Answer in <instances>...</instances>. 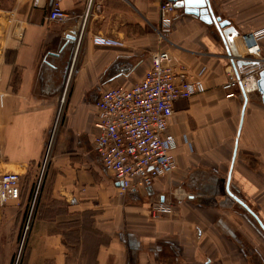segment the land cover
I'll list each match as a JSON object with an SVG mask.
<instances>
[{
  "label": "crops",
  "instance_id": "crops-1",
  "mask_svg": "<svg viewBox=\"0 0 264 264\" xmlns=\"http://www.w3.org/2000/svg\"><path fill=\"white\" fill-rule=\"evenodd\" d=\"M54 1L0 0V176L20 173L23 185L19 199L0 202L4 225L24 218L36 183L26 177L41 170L53 135L37 212L20 235V264H264L258 222L222 204L214 189L209 194L233 166L237 193L264 222V104L259 92L247 102L241 90L226 97L223 84L235 68L214 28L176 8L164 43L157 29L165 0H94L91 7L61 0L64 22L48 18ZM212 1L238 30L233 57L248 62L246 38L264 29V0ZM257 42L255 68H263L264 36ZM160 49L174 57L177 74L202 80L206 91L174 103V172L122 193L95 149L96 103L107 89L141 81ZM248 65L241 73L255 69ZM178 189L194 197L176 199ZM159 200L173 202L174 213L152 217ZM6 253L12 264L14 251Z\"/></svg>",
  "mask_w": 264,
  "mask_h": 264
},
{
  "label": "built area",
  "instance_id": "built-area-1",
  "mask_svg": "<svg viewBox=\"0 0 264 264\" xmlns=\"http://www.w3.org/2000/svg\"><path fill=\"white\" fill-rule=\"evenodd\" d=\"M93 1L90 0V7ZM176 8L175 2L170 0L163 1L159 7L160 25L157 32L161 42H171L169 35L173 29ZM48 18L53 22L67 20L61 0L54 1ZM84 29L83 24L81 38ZM261 36H264V29L253 35L250 45L247 43L248 62L259 59L261 53L257 40ZM96 40L106 39L97 37ZM175 64L171 53L167 49H160L153 53L151 67L141 81L131 87L107 89L97 100L98 119L95 126L98 133L94 140L95 149L104 166L120 182L122 193L152 187L158 178L171 174L177 167L174 154L176 138L169 131L174 103L205 92L206 86L202 80L190 78L184 72L177 74ZM260 70L261 67H258L237 75L232 68L223 84L226 97L233 98L240 90L247 95L258 92ZM4 106L5 93L0 92V110ZM59 117L60 114L56 118L54 131ZM52 140L53 135L43 159V170L49 159ZM22 189L20 173L5 172L0 176L1 203L19 199ZM173 195L176 199L194 197V194L179 189ZM174 208L173 202L159 200L152 205L150 212L158 219L172 215Z\"/></svg>",
  "mask_w": 264,
  "mask_h": 264
},
{
  "label": "water",
  "instance_id": "water-1",
  "mask_svg": "<svg viewBox=\"0 0 264 264\" xmlns=\"http://www.w3.org/2000/svg\"><path fill=\"white\" fill-rule=\"evenodd\" d=\"M175 2L177 8L184 9V12L188 15H193L198 17L203 23L212 26L214 28L213 32L216 34L217 38L226 46L229 54L231 56L239 57V53L236 49V44L234 38L239 35L238 30L232 24V22L224 18L216 2L212 0H170ZM75 37L68 36L67 39L73 40ZM253 40V35L246 38L247 43L250 45ZM232 64L235 68L237 75L240 74L239 66L242 64H249L245 70L250 68H255L258 66V62H247V61H236L234 57L231 58ZM258 92L261 95L262 102L264 104V67L261 68L259 72L258 79ZM242 95L247 102V94L242 90ZM245 108V107H244ZM244 116V109L242 112L241 124L239 126L238 136L240 134V129L242 126V120ZM238 149V139L236 140L234 148L233 161L236 158ZM233 166L230 168L226 176L218 177L214 179L212 189L209 192L210 195L213 194V189L215 190L216 197L227 206L235 207L239 206L242 210L249 214L247 218L253 222H258L259 226L264 232V222L261 220L259 215L251 209V207L239 196V188L232 181V171Z\"/></svg>",
  "mask_w": 264,
  "mask_h": 264
},
{
  "label": "rangeland",
  "instance_id": "rangeland-1",
  "mask_svg": "<svg viewBox=\"0 0 264 264\" xmlns=\"http://www.w3.org/2000/svg\"><path fill=\"white\" fill-rule=\"evenodd\" d=\"M50 155H51V152H50ZM50 155H49V159H50ZM49 159H48V162L44 170H43V163H42L41 170H39L37 173L33 172L27 175L26 177L27 181L34 179L36 183L33 184L32 195L29 200V205L26 209V212H25V215L22 221H19L17 219L13 222L5 223V225L3 224V222H0V264H6V256L7 257L9 256L8 253H6V251H8L10 247L15 253L14 254L15 257L13 259L12 264L21 263L20 235L23 231L26 232L32 226L35 214L37 212L38 203H39L40 196H41V190H42L43 182L45 180V173H46V169L49 164Z\"/></svg>",
  "mask_w": 264,
  "mask_h": 264
}]
</instances>
